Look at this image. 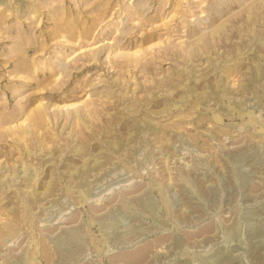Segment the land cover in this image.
<instances>
[{
	"label": "rangeland",
	"instance_id": "obj_1",
	"mask_svg": "<svg viewBox=\"0 0 264 264\" xmlns=\"http://www.w3.org/2000/svg\"><path fill=\"white\" fill-rule=\"evenodd\" d=\"M0 264H264V0H0Z\"/></svg>",
	"mask_w": 264,
	"mask_h": 264
},
{
	"label": "bare ground",
	"instance_id": "obj_2",
	"mask_svg": "<svg viewBox=\"0 0 264 264\" xmlns=\"http://www.w3.org/2000/svg\"><path fill=\"white\" fill-rule=\"evenodd\" d=\"M39 117H41V116H39ZM17 127H18V126H17ZM17 127H13V129L16 130ZM11 130H12V129H11Z\"/></svg>",
	"mask_w": 264,
	"mask_h": 264
}]
</instances>
